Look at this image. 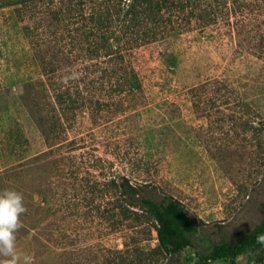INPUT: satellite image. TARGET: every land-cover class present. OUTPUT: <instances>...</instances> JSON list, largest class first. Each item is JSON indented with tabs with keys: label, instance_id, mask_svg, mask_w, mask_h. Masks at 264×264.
<instances>
[{
	"label": "rangeland",
	"instance_id": "obj_1",
	"mask_svg": "<svg viewBox=\"0 0 264 264\" xmlns=\"http://www.w3.org/2000/svg\"><path fill=\"white\" fill-rule=\"evenodd\" d=\"M18 1L0 0V190L24 195L21 264L23 256L27 264H193L261 220L264 0H139L141 23L112 26L108 42L122 49L109 63L133 67L141 92L106 105L112 93L97 86L109 82L84 67L80 48L70 62L60 52L50 57L63 65L58 82H69L71 65L87 86L77 109L54 103ZM26 1L20 16L43 48L62 47L63 56L70 27L53 21L50 9L72 1L63 9L75 17L116 10L104 0ZM115 1L125 12L129 0ZM123 178L155 199H178L198 221L191 246L161 249L155 220L117 198ZM259 251L207 264H264Z\"/></svg>",
	"mask_w": 264,
	"mask_h": 264
},
{
	"label": "trees",
	"instance_id": "obj_2",
	"mask_svg": "<svg viewBox=\"0 0 264 264\" xmlns=\"http://www.w3.org/2000/svg\"><path fill=\"white\" fill-rule=\"evenodd\" d=\"M104 1L111 2V5L116 7L115 12L109 9L108 12L104 11L97 14L91 12L85 15L81 11L78 17H75L72 15V12L68 11V7L63 9L66 4L70 7L73 6L72 1L63 2L62 9H59L61 6H58V8L54 6L50 9L49 13L53 21L58 23L63 21L65 22L64 26L70 27L67 31L71 35L69 43H71L72 47L66 49L65 56H63L62 47H59L57 50L52 48L50 51L43 48L41 41H39V35L34 32L33 27H30L28 21L24 17L22 18V15L20 16L19 12L24 8L27 1L21 0L15 5L19 15L18 18L23 23L24 34L30 41L34 58L38 61L42 74L47 78L46 82L53 84V100L58 109H77L82 107L87 100L85 93V91L88 93L87 86L78 84L80 77L78 78L77 76L78 79L75 77L74 70L70 68L71 65L67 71L64 70L71 77L69 82H58L59 75L64 73H62L61 69L63 65H61L62 63L59 60L54 62L50 58L51 56L57 57L61 53L63 60L70 62L68 54H71L74 48H80L78 50L83 52L85 60L89 61H84V67L87 69L91 68L90 74L98 72L97 78L106 77V80L109 82L106 86L103 83L97 86L99 90L112 93L109 96L113 97L114 100L103 101L106 105L120 100L121 96L125 95V93H138L142 91L140 79L133 67L109 63L113 58H122V49L108 42V38L110 37L108 32L111 31L112 26L120 25L119 23L125 24L124 22L126 21L127 26L130 25V27H135L141 23L138 16L139 10L137 9L139 0H129L127 9L123 13L121 11L123 9L122 4L117 7L115 0ZM83 3L84 1L77 3V7L80 10L83 9ZM147 12L149 15L151 9H148ZM76 33L82 35V40L86 42L84 47L81 45V39L77 44ZM84 77L86 78V75ZM88 82L92 83V80L88 79ZM120 104L122 105L121 102ZM123 106L127 107L128 103ZM42 132L45 135L47 134L44 128ZM118 187L120 191L117 198L120 202L127 206L144 210L155 220L157 224L156 235L158 246L161 249L167 253L177 254L184 248L191 246V237L198 230V221L178 199L170 196L163 197L160 200L155 199L144 193V187H136L130 184L126 178L120 181ZM259 234H264V215L251 230L238 237L237 240L222 239L214 243L210 251L205 256H201L193 264H207L209 260L216 259H228L234 262L236 256L251 249L260 250L258 259L261 262L264 256V244L257 242L256 238Z\"/></svg>",
	"mask_w": 264,
	"mask_h": 264
},
{
	"label": "clouds",
	"instance_id": "obj_3",
	"mask_svg": "<svg viewBox=\"0 0 264 264\" xmlns=\"http://www.w3.org/2000/svg\"><path fill=\"white\" fill-rule=\"evenodd\" d=\"M27 212L24 195L15 188L0 190V264H21L22 254L17 248V233L21 227V216ZM264 244V234L257 236ZM25 264L28 257L23 256Z\"/></svg>",
	"mask_w": 264,
	"mask_h": 264
}]
</instances>
